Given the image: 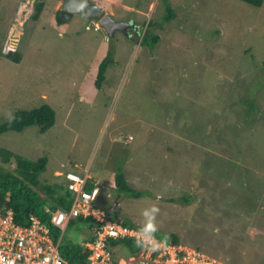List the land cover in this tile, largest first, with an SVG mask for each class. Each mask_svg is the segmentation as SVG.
I'll use <instances>...</instances> for the list:
<instances>
[{
    "label": "rangeland",
    "instance_id": "obj_1",
    "mask_svg": "<svg viewBox=\"0 0 264 264\" xmlns=\"http://www.w3.org/2000/svg\"><path fill=\"white\" fill-rule=\"evenodd\" d=\"M23 1L0 0V124L45 104L56 122L0 134V148L46 157L50 183L63 180L56 171L87 173L101 188L95 206L118 201V218L225 264H264V4L90 0L139 26L109 37L77 14L60 22L63 0L20 18ZM119 172L141 197L118 193ZM70 223L65 241L85 243L88 226Z\"/></svg>",
    "mask_w": 264,
    "mask_h": 264
},
{
    "label": "built area",
    "instance_id": "obj_2",
    "mask_svg": "<svg viewBox=\"0 0 264 264\" xmlns=\"http://www.w3.org/2000/svg\"><path fill=\"white\" fill-rule=\"evenodd\" d=\"M21 6L19 17L31 11ZM27 9V10H26ZM27 21V20H26ZM24 20V22H26ZM98 31V24H91ZM64 175L73 201L68 211H53L46 206L49 222L31 216V225L22 226L14 220L13 212L0 214V264H68L60 253L67 226L73 219L92 218L96 224L90 229L89 239L84 243L87 264H225L203 251L184 244L166 243L156 234L140 225H127L121 218L113 220L109 213L95 206L101 191L98 183L87 189L91 177L74 171ZM59 230L57 239L54 230ZM133 242L139 248L131 253L125 245L113 247L111 242ZM120 247L130 252L129 256L116 254Z\"/></svg>",
    "mask_w": 264,
    "mask_h": 264
},
{
    "label": "trees",
    "instance_id": "obj_3",
    "mask_svg": "<svg viewBox=\"0 0 264 264\" xmlns=\"http://www.w3.org/2000/svg\"><path fill=\"white\" fill-rule=\"evenodd\" d=\"M241 1L254 7H261L264 4V0ZM32 3H34V8L30 18L38 20L45 8V0H26L20 2L21 5L24 4L25 6H30ZM167 12V21L174 19L175 13L171 6L167 7ZM58 14H60V11ZM59 19L60 22H62L64 18L59 15ZM151 39L153 44H156L159 41L157 35L151 37ZM146 40H148V37L144 36L142 41L145 42ZM3 55L15 63L21 62V54L18 52L10 51ZM109 63L108 60H104L99 67L97 76V85L99 88L105 81V75ZM55 122L56 112L48 104L36 109H20L15 112L11 119L0 124V134L7 132L20 133L25 129L34 126L39 127L40 131L45 133L55 124ZM12 165H15L13 169L11 168ZM47 165L48 159L46 157L33 161L21 155L14 154L5 148H0V214L5 215L8 210H11L17 224L30 226L31 216H37L46 223L50 221V216L44 211L46 206L50 207L53 211L57 209L68 211L70 209L73 196L68 189L67 182L64 178L60 183H50L41 179V175L47 170ZM115 186L118 193L127 194L131 198H139L143 195V192L130 186L124 173L121 172L115 177ZM92 188L91 181H88L87 189L91 190ZM183 200L188 203L190 198L188 197ZM171 201H175V199H171ZM108 208L101 209L108 212ZM109 215L113 220L118 218L115 212H111ZM78 221L88 226L89 230L96 224L95 220L92 218L80 217L78 218ZM123 221L130 226L135 225L129 220L124 219ZM151 231L166 243L181 244L178 236L175 234H170L168 237H162L156 231ZM53 232L57 239L59 236V230L55 229ZM65 240L66 239L64 238L60 253L63 258L68 261V264H87L88 253L84 248V243H67ZM111 245L113 247L125 245L129 248L131 253L139 250L133 242L131 243L129 241L111 242ZM197 249L201 250L200 248Z\"/></svg>",
    "mask_w": 264,
    "mask_h": 264
},
{
    "label": "water",
    "instance_id": "obj_4",
    "mask_svg": "<svg viewBox=\"0 0 264 264\" xmlns=\"http://www.w3.org/2000/svg\"><path fill=\"white\" fill-rule=\"evenodd\" d=\"M62 4V18L69 19L76 14L83 16L86 20L85 29L88 27L90 21H98L100 27L107 32L109 37H113L116 31L127 33L126 29L133 26L132 23L115 21L110 14H107L104 9L93 4L90 0H63ZM117 203L118 201L108 208V213L114 210Z\"/></svg>",
    "mask_w": 264,
    "mask_h": 264
},
{
    "label": "flooded vegetation",
    "instance_id": "obj_5",
    "mask_svg": "<svg viewBox=\"0 0 264 264\" xmlns=\"http://www.w3.org/2000/svg\"><path fill=\"white\" fill-rule=\"evenodd\" d=\"M138 28H139V26L136 23H133V26H130L128 29H126V31L130 34L133 31L139 30Z\"/></svg>",
    "mask_w": 264,
    "mask_h": 264
},
{
    "label": "clouds",
    "instance_id": "obj_6",
    "mask_svg": "<svg viewBox=\"0 0 264 264\" xmlns=\"http://www.w3.org/2000/svg\"><path fill=\"white\" fill-rule=\"evenodd\" d=\"M62 8H63V4H62V6H61ZM62 11V10H61ZM105 11V10H104ZM108 14V13H107ZM98 24L99 25V22L98 21H95V20H92V21H90L89 22V25L88 26H92L91 24ZM94 26V25H93ZM100 26V25H99ZM94 28H95V26H94ZM101 28V27H100ZM99 28V29H100ZM61 173H63V172H61ZM61 176H63V175H61ZM65 178V177H64ZM66 181V180H65ZM67 182V181H66ZM101 192V191H100ZM100 194V193H99ZM123 220V219H122ZM135 224V223H134ZM135 225H138V224H135ZM141 226V225H140ZM141 227H143V226H141ZM145 228V227H144ZM149 230V229H148ZM151 231V230H150Z\"/></svg>",
    "mask_w": 264,
    "mask_h": 264
},
{
    "label": "crops",
    "instance_id": "obj_7",
    "mask_svg": "<svg viewBox=\"0 0 264 264\" xmlns=\"http://www.w3.org/2000/svg\"><path fill=\"white\" fill-rule=\"evenodd\" d=\"M76 173H77V172H76ZM55 174H57L58 176H61L60 174H62V173H61V172H58V171H56V172H55ZM93 182H94V181L92 180V181H91V184H93ZM96 183H98V182H96ZM98 185H99V183H98ZM92 186H93V185H92ZM99 186H100V185H99ZM113 205H114V204H113ZM129 221H130V220H129Z\"/></svg>",
    "mask_w": 264,
    "mask_h": 264
}]
</instances>
